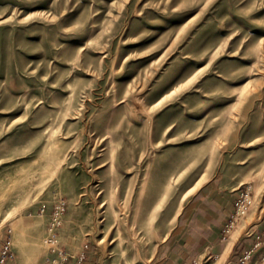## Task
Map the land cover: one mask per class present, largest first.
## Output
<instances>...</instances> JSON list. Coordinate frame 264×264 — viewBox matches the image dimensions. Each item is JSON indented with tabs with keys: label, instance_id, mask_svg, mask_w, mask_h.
I'll use <instances>...</instances> for the list:
<instances>
[{
	"label": "rangeland",
	"instance_id": "1",
	"mask_svg": "<svg viewBox=\"0 0 264 264\" xmlns=\"http://www.w3.org/2000/svg\"><path fill=\"white\" fill-rule=\"evenodd\" d=\"M216 175L242 186L246 232L264 215V0H0L12 261L42 264L64 201L70 256L149 264Z\"/></svg>",
	"mask_w": 264,
	"mask_h": 264
},
{
	"label": "crops",
	"instance_id": "2",
	"mask_svg": "<svg viewBox=\"0 0 264 264\" xmlns=\"http://www.w3.org/2000/svg\"><path fill=\"white\" fill-rule=\"evenodd\" d=\"M241 187L217 175L202 184L183 205L149 264H264V215L246 232L230 231ZM4 243L0 240V250ZM85 255V264H91L93 254Z\"/></svg>",
	"mask_w": 264,
	"mask_h": 264
},
{
	"label": "built area",
	"instance_id": "3",
	"mask_svg": "<svg viewBox=\"0 0 264 264\" xmlns=\"http://www.w3.org/2000/svg\"><path fill=\"white\" fill-rule=\"evenodd\" d=\"M238 208V206H237ZM66 204L64 201L58 202L49 215L43 238V247L46 251L45 264H85L87 259L85 252L88 246H84L83 252L77 257H72L58 241L59 230L63 224ZM41 213H44L42 210ZM14 258L9 242H5L0 250V264L12 261Z\"/></svg>",
	"mask_w": 264,
	"mask_h": 264
},
{
	"label": "bare ground",
	"instance_id": "4",
	"mask_svg": "<svg viewBox=\"0 0 264 264\" xmlns=\"http://www.w3.org/2000/svg\"><path fill=\"white\" fill-rule=\"evenodd\" d=\"M244 214H245V207L243 206V207L240 209V211H239L238 218H239V219L242 218V216H244ZM237 220H238V219H237Z\"/></svg>",
	"mask_w": 264,
	"mask_h": 264
}]
</instances>
